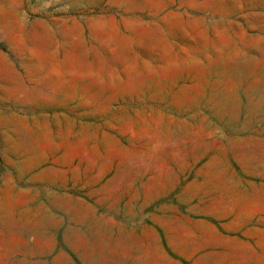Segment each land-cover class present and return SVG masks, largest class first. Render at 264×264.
Wrapping results in <instances>:
<instances>
[{
    "label": "rangeland",
    "instance_id": "374dc122",
    "mask_svg": "<svg viewBox=\"0 0 264 264\" xmlns=\"http://www.w3.org/2000/svg\"><path fill=\"white\" fill-rule=\"evenodd\" d=\"M0 264H264V0H0Z\"/></svg>",
    "mask_w": 264,
    "mask_h": 264
}]
</instances>
